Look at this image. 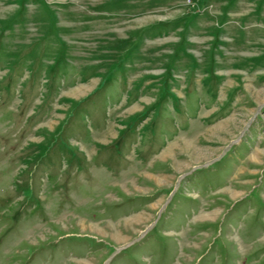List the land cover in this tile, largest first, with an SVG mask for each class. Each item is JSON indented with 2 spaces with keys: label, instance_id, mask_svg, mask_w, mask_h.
<instances>
[{
  "label": "rangeland",
  "instance_id": "rangeland-1",
  "mask_svg": "<svg viewBox=\"0 0 264 264\" xmlns=\"http://www.w3.org/2000/svg\"><path fill=\"white\" fill-rule=\"evenodd\" d=\"M0 264H264V0H0Z\"/></svg>",
  "mask_w": 264,
  "mask_h": 264
},
{
  "label": "bare ground",
  "instance_id": "bare-ground-1",
  "mask_svg": "<svg viewBox=\"0 0 264 264\" xmlns=\"http://www.w3.org/2000/svg\"><path fill=\"white\" fill-rule=\"evenodd\" d=\"M260 99H262V98H260ZM233 122H234V121H233ZM231 125H232V122H231ZM223 127H226V126H223ZM219 129H220V130H224V129H222V127H219ZM193 148H194V147H193L192 144H190V143H186L185 146H184V151H185L186 153H191V154H193V152H194V151L192 150ZM199 150H200V149H199ZM199 150H198V151H199ZM198 151H197V152H198ZM168 152H169V151H168ZM194 154H195V153H194ZM194 154H193V157H194ZM197 154H198V153H197Z\"/></svg>",
  "mask_w": 264,
  "mask_h": 264
}]
</instances>
